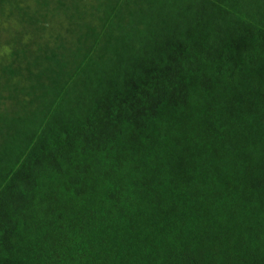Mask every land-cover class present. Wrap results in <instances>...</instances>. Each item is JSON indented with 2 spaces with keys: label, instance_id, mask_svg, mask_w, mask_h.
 Instances as JSON below:
<instances>
[{
  "label": "trees",
  "instance_id": "obj_1",
  "mask_svg": "<svg viewBox=\"0 0 264 264\" xmlns=\"http://www.w3.org/2000/svg\"><path fill=\"white\" fill-rule=\"evenodd\" d=\"M0 264H264V0H0Z\"/></svg>",
  "mask_w": 264,
  "mask_h": 264
}]
</instances>
